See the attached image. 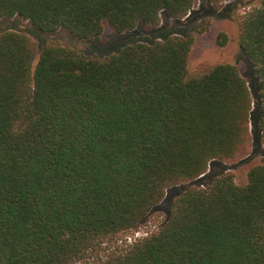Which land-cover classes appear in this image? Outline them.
Masks as SVG:
<instances>
[{"label":"trees","instance_id":"obj_1","mask_svg":"<svg viewBox=\"0 0 264 264\" xmlns=\"http://www.w3.org/2000/svg\"><path fill=\"white\" fill-rule=\"evenodd\" d=\"M196 1L0 0V23L28 21L41 39L154 29L104 58L0 30V264H264V159L243 185L219 163L264 144V0L237 33L253 93L231 64L189 74L190 26L217 16ZM199 179L155 233L97 258Z\"/></svg>","mask_w":264,"mask_h":264},{"label":"rangeland","instance_id":"obj_2","mask_svg":"<svg viewBox=\"0 0 264 264\" xmlns=\"http://www.w3.org/2000/svg\"><path fill=\"white\" fill-rule=\"evenodd\" d=\"M259 2L260 0H226L219 5H211L208 4L207 0L196 1L192 11L205 14V12L209 10V7H212L216 11L217 16L206 18L202 22L195 21L196 24L194 23L190 26L191 30L194 29V43L188 59V72L190 75L196 74L205 66L231 64L237 68L241 77L248 82L249 88L253 93L255 77L253 76L250 63L240 54L237 33L242 17L250 11L251 8L258 6ZM228 5L232 6V9L227 10ZM161 25L164 27L168 25V29L173 28L172 30L175 29V31L182 30V28H177V25L173 21L166 20L164 15H161ZM194 27H197L196 30ZM0 30L27 34L39 48L41 47L40 44L42 40H45V42L48 40L65 47L73 48L86 55H94L98 58H104L117 53L120 48L128 45L127 42L131 37L134 39H144L154 31V29H149L140 24L133 32L115 35L106 27L101 36L103 44L90 45L87 42L73 38L64 29L52 34L43 35V39H41L35 35L28 21L18 18H12L1 22ZM221 33L226 36V42L223 46L217 44L218 35ZM119 44H123V46L118 50L112 51V48ZM252 98L253 101L256 99L254 95ZM262 159H264V144H261L260 148L257 149L256 146L249 143L244 151L236 158L231 161L219 163L222 164L226 172H230L234 175V182L237 185H243L246 182L248 168ZM211 169V166H209L206 175L211 172ZM194 182L174 186L167 190L164 200L153 209L137 228L119 235L113 241H107L102 244L101 249L98 251L97 258H103L108 253L124 252L135 242L155 233L163 224L165 216L168 210H170L175 197ZM197 182L206 185L205 182H200V179ZM94 259L93 257L76 264H92Z\"/></svg>","mask_w":264,"mask_h":264},{"label":"water","instance_id":"obj_3","mask_svg":"<svg viewBox=\"0 0 264 264\" xmlns=\"http://www.w3.org/2000/svg\"><path fill=\"white\" fill-rule=\"evenodd\" d=\"M198 180H196L194 183H196ZM198 183V182H197Z\"/></svg>","mask_w":264,"mask_h":264}]
</instances>
